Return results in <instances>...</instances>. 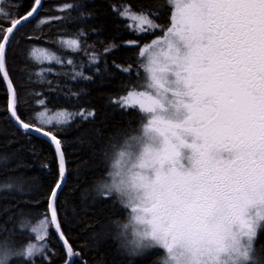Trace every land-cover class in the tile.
Listing matches in <instances>:
<instances>
[{"label":"clouds","instance_id":"9594fccd","mask_svg":"<svg viewBox=\"0 0 264 264\" xmlns=\"http://www.w3.org/2000/svg\"><path fill=\"white\" fill-rule=\"evenodd\" d=\"M144 15L158 34L136 54L137 116L90 189L123 211L111 237L154 264H264V0H156Z\"/></svg>","mask_w":264,"mask_h":264},{"label":"trees","instance_id":"16d2710c","mask_svg":"<svg viewBox=\"0 0 264 264\" xmlns=\"http://www.w3.org/2000/svg\"><path fill=\"white\" fill-rule=\"evenodd\" d=\"M34 5L35 0L2 1L4 12L11 15H0V42L11 22ZM126 8L130 13L144 14L156 10V0H43L38 14L13 34L5 52L6 70L16 94V113L23 122L29 124L42 109L70 113L84 110L85 115L95 112L87 119L77 115L67 124L43 128L61 141L67 166L56 210L62 233L74 253L72 264H154L157 255L148 252L133 258L123 253L112 239L108 223L123 211L112 199H94L90 192L94 180L105 171L102 151L111 134L135 122L136 111L121 104L120 99L136 83L139 48L158 34L138 30L137 23L121 15ZM167 15L165 9L158 22L166 23ZM66 38L79 42L78 50L65 51L67 55L58 50ZM111 44L116 47L106 52ZM34 46L58 50L66 61L37 62L28 55ZM70 56L72 63H68L72 61ZM92 56L97 62H92ZM125 68L129 71H123ZM58 178L53 143L21 129L12 120L9 91L0 72V245L11 236L21 250L34 234L29 227L21 229L20 221L27 219L30 226L45 217L49 220L48 252L32 259L14 257L8 264L68 261L48 211V197ZM5 184L12 187L5 188ZM256 245L264 251V233Z\"/></svg>","mask_w":264,"mask_h":264},{"label":"snow or ice","instance_id":"6c2138e0","mask_svg":"<svg viewBox=\"0 0 264 264\" xmlns=\"http://www.w3.org/2000/svg\"><path fill=\"white\" fill-rule=\"evenodd\" d=\"M41 0H35V5H40ZM65 7H70L66 5ZM37 11L36 7H33L32 11L28 12L26 16L24 17H17L15 21H12V27H9L5 29L6 33H11L13 32V28L21 25L22 21H27L29 17L33 15L34 12ZM0 15L4 16H10V13H5L4 9L0 7ZM121 15H128L132 20L138 21L136 27L140 31H146L145 30V25L147 26L149 21L146 18L144 14H135V13H130L129 10L126 8L124 12L121 13ZM5 40L8 39V36L5 35L4 37ZM66 43L69 47H71L73 50H78L79 48V42L77 39H72L70 41L64 42ZM116 47L115 44L109 45L105 51H111L112 48ZM4 43L0 42V68L3 67L4 63ZM32 57L36 59L38 62H43L44 60L47 61H55L56 63H61V60L58 56L55 55V53H49L46 49H36L34 48L31 53ZM92 62L95 63L97 62V58L93 57ZM68 63H72V61H68ZM119 67V66H117ZM123 71L128 72L129 69L125 68ZM79 75L83 76V73H79ZM84 79H91V77H83ZM132 95V93L129 91L127 97H121L122 101H125L128 103L129 97ZM38 103L43 104L44 101H38ZM9 110L12 113V116L16 118V112L14 111V103L10 101L9 105ZM47 110H45L46 112ZM37 119L39 120L40 124H51L52 121L49 119L48 121L40 120L39 118L44 116L45 113H37ZM77 115L81 116L84 119H87L88 116H94L95 112L94 111H89L87 115H85L84 110H81L79 113H70L67 111H64L61 113L62 119L58 120L57 123L60 125H64L69 123L72 119H74ZM18 119V118H17ZM20 125L25 129L26 131L28 130H35L38 133H43L45 136L50 137L51 141L54 142V147L57 153V158H58V164H59V178L56 181L55 187L51 189V194L48 197V211L50 213V222L52 225L55 226L57 229V232H60V224L58 223V214L57 210L55 207V202L58 199V189L62 187L63 180L65 178V173H66V167H65V157L63 152L61 151V141L57 138L56 135L52 134L51 132H45L43 131V128L35 127L33 125L24 123L23 121L18 120ZM47 167V166H46ZM5 188H11V184H5ZM29 221L27 219H22L20 221V227L21 229L29 227ZM48 226H49V220L47 217L45 219H42L38 222L37 225L31 227V231L34 233H37L36 239L37 240H42L48 235ZM61 239H64L63 235L61 234ZM65 247H66V252L68 254V257L71 258L74 253L71 248L67 244V241L65 240ZM44 251L43 247H38L36 244L33 243H28L26 247H23L21 250H18L16 247L15 240L9 236L7 238V243L4 244V249L3 252L0 253V264H8V262L13 258V257H18V256H23L24 258H30L33 257L37 254H40Z\"/></svg>","mask_w":264,"mask_h":264},{"label":"rangeland","instance_id":"374dc122","mask_svg":"<svg viewBox=\"0 0 264 264\" xmlns=\"http://www.w3.org/2000/svg\"><path fill=\"white\" fill-rule=\"evenodd\" d=\"M2 1H3V4H4V0H0V7H2ZM126 16H128V15H126ZM128 17L130 18V16H128ZM131 22H132V23H138V21H136V20H132V19H131ZM70 40H72V38H66V39H63V40L60 42V47H61V48L58 49V50L61 51V52H65V51H73V49H72L71 47H69L66 43H64V42H66V41H70ZM34 48H36V49H46L49 53H55V55L58 56V57L60 58L61 62L66 61L65 59H63L62 55L60 54V52H59L58 50H54V49H51V48H48V47H43V46H34V47H32L31 49H29V51H28V55H30V58H32V59L35 60V61H37V60L34 59V58L32 57V55H31L32 50H33ZM65 54L67 55L66 52H65ZM92 55H97V54H96L95 52H93ZM93 57H94V56H92V58H93ZM70 58L72 59L71 56H70ZM37 62H38V61H37ZM43 62H44V63H52V62H55V61H47V60H44ZM72 62H73V59H72ZM88 62H89V61H88ZM73 64H75V62H74ZM127 95H128V93H127L126 95H124L123 97H127ZM120 102H121V104L128 106V103L125 102V101H122L121 99H120ZM45 110H47V111L45 112ZM64 111H67V110H65V109H61V110L50 111V110H48V109H42L41 111H38L37 113H45V115L42 116V117H40L39 119H40V120H44V121H48L49 119H51L52 123H51V124H44V125L40 124L39 120L37 119V115H36L37 113H36V114L34 115V118L31 119V120H29V122H30L29 124H30V125H33V126H35V127H39V128H44V129H45V128H47L49 125H55V124H58L57 121L60 120V119H62L61 113L64 112ZM67 112H69V111H67ZM37 224H38V222L29 226V230H30V232H31L32 234H34V239L30 240L28 243H33V244H36L38 247H43L44 251H43L42 253H40V254H37V255H42V254H46V253L48 252V250H49V246H48V242H47V240H46V237H45L44 239H42V240H37V239H36L37 233H34V232L31 231V227H32V226H35V225H37ZM47 231H48V229H47ZM28 243H27V244H28ZM27 244H26V245H27ZM26 245H25L24 247H26ZM37 255H35V256H37ZM35 256L30 257V258H28V259H32V258H34ZM22 257H23V256H22ZM13 258H14V257H13Z\"/></svg>","mask_w":264,"mask_h":264},{"label":"water","instance_id":"95a60500","mask_svg":"<svg viewBox=\"0 0 264 264\" xmlns=\"http://www.w3.org/2000/svg\"><path fill=\"white\" fill-rule=\"evenodd\" d=\"M42 3H43V0H41V4H40V5H34V7L37 8V11L34 12L33 15L27 19V21H29L30 19L34 18V17L38 14V12H39L40 9H41ZM30 11H32V9H31ZM30 11H29V12H30ZM26 15H27V13H26L24 16H26ZM24 16H22V17H24ZM27 21H22L21 25H19V26L13 28V32H11V33H6L5 35L8 36V39L5 40V39L3 38V40H2V43H4L5 48H4V63H3V67L0 68V72H1V74H2V76H3V78H4V81H5L6 85H7L8 91H9V105H10V101L14 103V111H15V112H16V109H15V98H16V94H15V89H14V86H13V84H12V81H11V79H10V77H9V74L7 73V70H6V66H5V52H6V49H7L8 43H9L10 39L12 38L13 34H14V33H15V32H16V31H17V30H18V29H19V28L25 23V22H27ZM12 26H13V25H11L10 27H12ZM4 37H5V36H4ZM9 113H10V116H11L12 120L14 121V123H15L18 127H20L21 129H23V127H22V126L20 125V123L18 122V120H20V121H22V120L18 117L17 113H16V118H14V117L12 116V113H11L10 110H9ZM17 118H18V119H17ZM24 123H25V122H24ZM27 124H28V123H27ZM23 130H25V129H23ZM25 131H26V130H25ZM43 131H45V132H49V131H46V130H43ZM28 132L42 135V136L48 138V139L51 141L50 137L45 136L42 132H41V133H38V132H36L35 130H28ZM51 142H52V141H51ZM52 143H53V145H54V142H52ZM61 151L63 152L62 147H61ZM63 154H64V152H63ZM65 167H66V173H65V178H64L63 183H62V187L64 186V184H65V182H66V178H67V166H66V162H65ZM62 187L59 188V189L57 190L58 193H59V191L62 189ZM55 207H56V202H55ZM58 223H59V221H58ZM53 227H54V229H55L56 232H57V229L55 228L54 225H53ZM57 234H58V237H59L61 243H62L63 246L65 247V240H66V239H65V237H64V235H63V233H62L61 228H60V232H59V233L57 232ZM61 234L63 235L64 239H61ZM66 241H67V240H66ZM67 244H68V242H67ZM68 245H69V244H68ZM69 246H70V245H69ZM65 249H66V247H65ZM72 261H73V256H72L71 258L68 257V261H67L65 264H72Z\"/></svg>","mask_w":264,"mask_h":264}]
</instances>
